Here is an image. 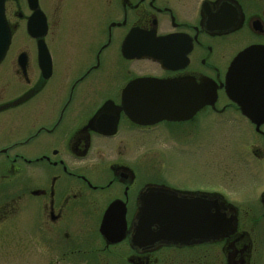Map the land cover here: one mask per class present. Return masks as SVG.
Wrapping results in <instances>:
<instances>
[{"label": "flooded vegetation", "instance_id": "1", "mask_svg": "<svg viewBox=\"0 0 264 264\" xmlns=\"http://www.w3.org/2000/svg\"><path fill=\"white\" fill-rule=\"evenodd\" d=\"M5 17L0 226L52 264L262 258L264 104L244 112L227 75L264 47V0H7ZM210 208L232 227L206 239Z\"/></svg>", "mask_w": 264, "mask_h": 264}, {"label": "water", "instance_id": "2", "mask_svg": "<svg viewBox=\"0 0 264 264\" xmlns=\"http://www.w3.org/2000/svg\"><path fill=\"white\" fill-rule=\"evenodd\" d=\"M0 0V63L5 57L11 44V31L5 17V2ZM30 1L33 8H37L38 0ZM37 19L31 20L29 23V32L34 37L42 36L43 32L39 29H33L34 25L38 27ZM39 48L45 50L46 46L39 41ZM237 71L230 69L227 75V88L229 94L235 98L246 113L259 109L260 104H264V47L251 48L244 51L240 58H237ZM234 65V66H235ZM261 111L264 114V109ZM200 219V217H197ZM201 222L200 220L197 221ZM207 229L199 231L200 237L206 239L216 238L226 234L228 228L232 227V220H228L225 215H214L211 212L208 215ZM157 240H176L169 229L161 230Z\"/></svg>", "mask_w": 264, "mask_h": 264}, {"label": "rangeland", "instance_id": "3", "mask_svg": "<svg viewBox=\"0 0 264 264\" xmlns=\"http://www.w3.org/2000/svg\"><path fill=\"white\" fill-rule=\"evenodd\" d=\"M23 1V0H19ZM40 1H60V0H40ZM64 1H82V0H64ZM99 1V0H94ZM105 1V0H102ZM74 6L71 10L73 15L70 16L72 25L76 23L77 14L74 12L77 10ZM68 15H65V25L68 24ZM20 37V36H19ZM49 38L50 43L53 44V47H60L56 40ZM72 40H65V46H72ZM19 45V44H17ZM212 151L209 150V160L211 162ZM180 176H189V173L184 171L180 172ZM193 178V176H192ZM194 179V178H193ZM211 180V179H210ZM14 223H5L0 226V264H52L55 260L54 257L45 258L42 254L41 247L31 245L28 239L26 238L25 231L23 227H18V230L14 227ZM55 256V255H54ZM56 264V263H55ZM57 264H73V263H57ZM79 264H88V263H79ZM255 264H264V247L262 258H257Z\"/></svg>", "mask_w": 264, "mask_h": 264}]
</instances>
